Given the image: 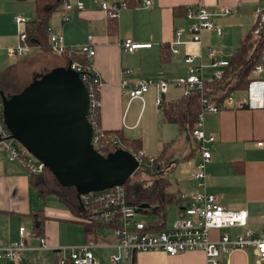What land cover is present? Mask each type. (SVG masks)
Segmentation results:
<instances>
[{"label":"crops","instance_id":"1","mask_svg":"<svg viewBox=\"0 0 264 264\" xmlns=\"http://www.w3.org/2000/svg\"><path fill=\"white\" fill-rule=\"evenodd\" d=\"M80 1L84 5L83 9L70 11L69 21H62L61 8L54 12L49 20V28L61 33L65 43L71 46H77L85 42L89 35L92 36L95 54L91 61L101 81L99 110L103 129L119 130L128 138H140L141 149L147 155L162 154L161 162L169 163L170 166L176 159L179 172L189 167L180 179H176V192L171 191L180 199L176 204V218L179 210L188 203V199H181L180 194H190L195 190L194 182L189 176L197 161L195 142L191 134L163 120L162 104H155V87L144 95L143 100H130L122 92L121 81H132L139 77L175 80L187 74L188 68L183 61L185 55H192L195 60L201 59L203 74L208 76L212 60L206 55V49H215L216 58L228 62L240 40L252 28L255 9L260 1L151 0L152 6L147 8L143 0H135L134 5L121 10L115 17L117 26L114 32L108 28L110 18L100 8V3L118 0ZM194 4L205 6L213 13H218L223 7L232 11L229 15L212 16L213 23L222 29L221 35L213 30H204L200 44L190 41L186 29L188 20L184 18V14L175 13L174 8ZM16 16L24 17L27 21L34 19L33 2L0 0V72L8 71L9 81L14 82V78L24 69L25 83L19 85L22 89L54 67L66 66L68 60L49 50L48 54L39 47H31L25 56H9L8 48L19 43ZM176 28H183L181 35H175ZM126 38L133 42L151 43V46L132 52L123 51L121 42ZM162 44L169 46V53L164 56L161 54ZM174 49L178 52L173 53ZM48 55L51 56L49 60L46 59ZM181 96V89L172 86L162 96V103ZM204 122L206 131L216 136V141L211 145L212 160L206 169L208 191L217 195L225 208L245 210L248 228L257 233L261 230L264 215V147L257 146V142L264 141V109H224L219 113L206 114ZM231 163L242 164V170H235ZM74 191L78 206V195ZM41 216L43 219L38 223L37 218ZM171 224L166 222L167 227ZM20 226L26 228L27 249L14 259H0V264H45L46 262L37 259L42 256L41 251L58 253L63 250L60 253L63 256L70 247L86 242L84 226L75 214L54 195L39 198L29 182V172L19 162L9 161L4 150L0 149L1 248L20 240ZM241 231V228H236L228 230V233L235 235ZM108 232L110 231L101 229L102 236L105 235L109 240L107 242L112 243L114 238ZM41 235L45 238L47 248L40 246L38 236ZM212 235L215 238L216 232ZM101 249L114 251L111 247H96L94 252L100 259ZM56 258L59 257L54 256L48 264L55 263ZM219 261L220 264H256L252 248L234 251L228 257L221 256ZM135 263L208 264L202 251L177 255L161 251L140 252L135 254ZM103 264H107V259Z\"/></svg>","mask_w":264,"mask_h":264},{"label":"built area","instance_id":"2","mask_svg":"<svg viewBox=\"0 0 264 264\" xmlns=\"http://www.w3.org/2000/svg\"><path fill=\"white\" fill-rule=\"evenodd\" d=\"M145 7L152 6L151 0H143ZM84 5L80 0H64L61 5V19L66 22L71 16L72 10H81ZM100 8L107 13L109 18H115L119 12L127 8L124 0L113 2H101ZM229 8H220L218 13L211 12L200 4L188 5L184 8V18L188 20L186 27L190 41L201 43V33L204 30H213L217 35L222 34V29L212 21L215 14L229 15ZM15 22L19 27V43L9 47L7 52L11 57H21L30 51L31 46L26 42L24 17L16 16ZM183 28H176L175 35H181ZM252 34L264 36V7L257 6L255 9V21ZM48 50L57 56L66 57L69 66L80 73L89 96V112L92 108L100 109L99 89L101 81L91 61L95 54L92 44V36L89 35L85 42L71 46L67 45L64 37L59 32L50 28L47 34ZM151 43L133 42L126 38L121 42L123 51L132 52L139 48L150 47ZM178 50L174 49L173 53ZM206 55L212 60L211 71L204 76V65L200 60H195L192 55L184 56L187 65V74L175 80L136 78L132 81H121V89L130 100L141 99L152 88L157 90L155 104H162V96L169 88H180L182 95L197 90L202 93L200 99V111L197 114L191 131L196 146L197 161L194 169L189 172L190 179L194 182L195 190L190 194H180L181 199H188L180 210L179 215L172 224L160 231H145V223L138 218L135 206L130 205L125 195L124 185L112 188L91 191L78 195V208L86 213L88 218L95 222H102L109 226L114 242H84L83 244L70 247L66 255L60 256L57 264H103L96 256V247L114 248L107 258V264H128L133 255L140 252L161 251L168 255H177L189 251H202L208 264H220V257H228L234 251L252 248L256 264H264V215L261 230L254 232L248 228V217L245 210H230L225 208L217 195L208 191L207 188V165L212 160L211 145L216 141V136L205 129L204 118L208 113H219L224 109L232 110H257L264 109V47L259 57V62L253 66L251 78L245 89L227 94L220 103L211 96L204 94L206 83H214L222 78L227 62L216 58L215 49L208 47ZM84 56L89 59L88 63H82L78 57ZM67 64V65H68ZM100 111V110H99ZM93 113V112H92ZM89 116V114H88ZM89 118V117H88ZM94 126L93 145L103 146V133L96 129L93 116L89 118ZM257 146L264 147V141L257 142ZM121 147V146H120ZM0 149L4 150L9 161L19 162L29 173H41L44 165L30 155L20 143L12 136L3 120L2 101L0 99ZM96 149V148H95ZM138 169L142 168L141 160L147 158L152 164L154 156L147 155L143 150L137 156ZM241 228L242 231L232 235L230 229ZM20 240L9 247H0V259H14L20 252L27 249L26 228L19 227ZM216 232L214 238L212 233ZM40 246L47 248L43 235L38 236Z\"/></svg>","mask_w":264,"mask_h":264},{"label":"water","instance_id":"3","mask_svg":"<svg viewBox=\"0 0 264 264\" xmlns=\"http://www.w3.org/2000/svg\"><path fill=\"white\" fill-rule=\"evenodd\" d=\"M0 99L12 136L77 195L125 185L139 167L127 150L103 155L94 148L88 91L69 64L54 67L9 97L0 91Z\"/></svg>","mask_w":264,"mask_h":264},{"label":"trees","instance_id":"4","mask_svg":"<svg viewBox=\"0 0 264 264\" xmlns=\"http://www.w3.org/2000/svg\"><path fill=\"white\" fill-rule=\"evenodd\" d=\"M26 1V0H16ZM34 6V19L28 20L25 23L26 42L31 47H39L43 50L48 49L47 34L49 29V20L54 12H56L64 2V0H30ZM127 7L134 5L135 0H124ZM174 12L184 14V8H174ZM115 18H110L108 28L111 31L116 30ZM253 26L247 34L240 40L239 46L231 55L224 70L221 79L214 83H206L204 86V94L211 96L217 103L229 93L245 89L251 78L253 66L259 62V57L264 47V36H255L252 34ZM169 53V46L167 44L161 45V54L164 56ZM82 63H88L89 59L80 56L78 57ZM67 66V65H66ZM10 81L8 79V71L0 72V91H3L7 97L12 94L20 92L9 93L7 87ZM202 93L194 90L187 95H182L180 98L170 102L162 103L163 120L168 123H173L179 127L180 130L191 134L193 125L195 123L197 114L200 111V99ZM93 112V113H92ZM91 115L95 121V128L102 133L103 146H95L96 150L103 155L121 149V144L126 145V150L137 156L142 150L140 138L125 137L119 130H106L100 124V111L96 108L94 111L90 110ZM162 154L154 156V162L149 164L147 158L141 160L142 168L137 169L134 173L139 171L150 172L153 179L149 184H144L140 181H132L130 178L125 183V195L130 205L135 206L140 215H149L153 219L144 221L145 231H160L164 230L166 226V207L169 204H177L180 199L169 190L170 182L162 171ZM241 165L240 167H238ZM235 170H242L243 166L240 163H231ZM29 182L36 190L39 198H45L51 195L58 197L77 217V220L84 226V233L86 242H107L109 241L105 235L102 236L101 229H110L111 226L95 222L88 218L86 213L80 210L75 203V191L70 193L64 191L63 186L57 180L55 174L47 167H44L41 173H29ZM142 204H147V207L141 208ZM41 218H37L40 223ZM143 221V220H142ZM51 264H57L51 263ZM128 264L135 263V255L131 258Z\"/></svg>","mask_w":264,"mask_h":264},{"label":"rangeland","instance_id":"5","mask_svg":"<svg viewBox=\"0 0 264 264\" xmlns=\"http://www.w3.org/2000/svg\"><path fill=\"white\" fill-rule=\"evenodd\" d=\"M99 1H102V0H99ZM259 1H260L259 6L264 7V0H259ZM53 15H54V13L52 14L51 17H53ZM16 29H17V34L19 36V27H18L17 24H16ZM45 51L49 54L48 49H45ZM46 59L47 60L51 59V56H49V55L46 56ZM25 78H26V76H25V70L23 69L21 71V73L18 74V77H15L14 78V82L11 80V82L8 85V87L6 88L7 91H9V93L18 92L21 89V88H19V85L21 83H25L24 82L25 81ZM120 148L126 150V145L121 144V147ZM188 159H190V157ZM176 164H178L177 161H176V159H174V162L171 164V166L169 165V163L168 164H165V163L162 164L163 174L166 176V178L171 183L169 189L172 192H176V190H177V186H178L177 184L178 183L176 182V179H180V176H182V175L185 174V169H189V167L183 168L179 172V168L176 166ZM186 174H187V172H186ZM130 179L132 181H140V182H142L144 184H149L152 181V179H153V175L150 172L147 173L145 171H139L137 173H134L131 176ZM63 188H65V189H63L64 191H69L70 193H74V190H75L72 186H63ZM177 210H178V205H176L174 203L169 204L166 207V222L168 224H171L173 222V220H174V218H175V216L177 214ZM138 218L141 219V220H143V221H147L149 219H153L152 216H149V215H140V214H138ZM108 235H111V232H108ZM62 252H64V251L63 250H60L57 253V252H53V251L50 252V251H47V250H43L40 253L42 256H40L37 259L40 262H43L44 261V262H46L45 264H48V263H50L54 259V256L60 257V253H62ZM112 253H114V251L112 249H101V250H99V256L101 257L102 262L103 263L106 262L107 257L110 256ZM44 258H45V260H44ZM34 264H36V263H34Z\"/></svg>","mask_w":264,"mask_h":264}]
</instances>
